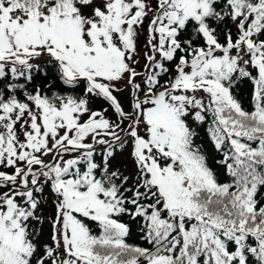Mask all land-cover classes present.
<instances>
[{
    "label": "snow or ice",
    "instance_id": "snow-or-ice-1",
    "mask_svg": "<svg viewBox=\"0 0 264 264\" xmlns=\"http://www.w3.org/2000/svg\"><path fill=\"white\" fill-rule=\"evenodd\" d=\"M0 264H264V0H0Z\"/></svg>",
    "mask_w": 264,
    "mask_h": 264
}]
</instances>
